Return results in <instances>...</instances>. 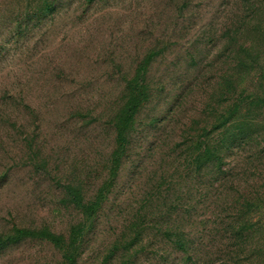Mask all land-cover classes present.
I'll use <instances>...</instances> for the list:
<instances>
[{"label": "rangeland", "instance_id": "1", "mask_svg": "<svg viewBox=\"0 0 264 264\" xmlns=\"http://www.w3.org/2000/svg\"><path fill=\"white\" fill-rule=\"evenodd\" d=\"M239 44L255 58L241 73ZM149 51L146 99L114 168L124 80ZM261 92L264 0H0V237L67 241L83 226L73 264H264V108L215 127L239 93ZM203 143L219 161L197 158ZM63 185L100 198L91 219ZM64 254L27 238L0 248V264Z\"/></svg>", "mask_w": 264, "mask_h": 264}, {"label": "trees", "instance_id": "2", "mask_svg": "<svg viewBox=\"0 0 264 264\" xmlns=\"http://www.w3.org/2000/svg\"><path fill=\"white\" fill-rule=\"evenodd\" d=\"M46 7H45L46 13L52 10V8H48L47 4ZM233 34H235V32ZM238 49L240 52L235 53L237 58L234 59L235 61L234 69L236 71L239 70L241 73L248 70L245 62L246 59H249L251 61L254 60L255 58L252 59L251 57L250 46H244L243 44H239ZM155 54H156L155 51H149L147 54H145L143 59L139 62L138 66L136 67L132 77L127 80H124L123 89L125 92V100L113 120L114 140L116 142V147L111 152L110 161L114 168L116 167V164L118 163L122 155L123 147L126 144L127 133L133 121V116L136 113L137 109L140 107V105L146 99V88L144 84L145 73L149 61ZM230 87L234 89V85H231ZM248 105L264 108V92H261L259 94L250 93L244 96L240 95L239 93V95L234 98L230 107L226 109L225 112L219 114L218 116L219 121L215 127L217 128L227 123L236 122L237 120L236 114L238 113L240 108L242 106H248ZM248 121L245 119L239 121L241 125H238V127L242 129V127L247 125ZM220 145H223V143L221 142ZM198 151L199 152L197 153L198 155L197 158L200 159L202 163L210 160L219 161L220 159L218 157V147L216 146L213 145L209 146L208 144L203 143L202 148L199 149ZM62 189L64 195L66 196L67 201L72 205V207L78 209L85 218L91 219L94 216L95 212L97 211L100 205V198H98V196L91 202L83 203L81 201L79 193L73 186L63 185ZM251 206H252L251 203L249 202L245 203V207L248 209V211H249V207ZM246 222L247 220H243L240 221L236 226H232V228H230L228 231L229 233L228 238L232 240L234 235H236V237H239L240 232L246 226ZM82 228L83 226L76 228L75 231H73L71 237L67 241L63 240L61 236H57L46 229L29 230L25 228H18L15 229L12 234L7 235L4 238L0 237V248L27 238L41 239L51 244L54 248L64 251L65 252L64 255H66L68 264H73L74 253H75L74 251L77 246V242L80 238ZM166 237L169 238L168 234H166ZM171 241L176 249L180 251H185V246L183 242H181L178 239ZM232 256L236 257L235 253Z\"/></svg>", "mask_w": 264, "mask_h": 264}]
</instances>
